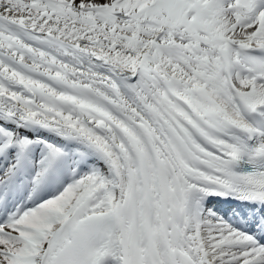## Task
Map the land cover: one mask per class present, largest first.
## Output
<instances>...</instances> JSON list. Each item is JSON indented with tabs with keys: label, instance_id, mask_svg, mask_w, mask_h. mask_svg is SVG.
<instances>
[{
	"label": "snow or ice",
	"instance_id": "snow-or-ice-1",
	"mask_svg": "<svg viewBox=\"0 0 264 264\" xmlns=\"http://www.w3.org/2000/svg\"><path fill=\"white\" fill-rule=\"evenodd\" d=\"M0 264H264V0H0Z\"/></svg>",
	"mask_w": 264,
	"mask_h": 264
}]
</instances>
